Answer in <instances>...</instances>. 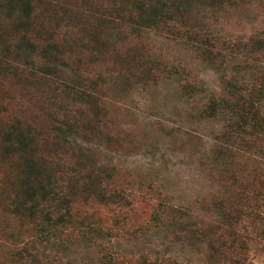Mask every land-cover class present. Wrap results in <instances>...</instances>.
Instances as JSON below:
<instances>
[{
	"label": "trees",
	"instance_id": "1",
	"mask_svg": "<svg viewBox=\"0 0 264 264\" xmlns=\"http://www.w3.org/2000/svg\"><path fill=\"white\" fill-rule=\"evenodd\" d=\"M239 2L0 0V85L19 88L20 100L30 107L29 118H0V209L30 224L40 241L111 238L158 229L166 216L181 220L175 211L170 214L173 207L160 199L154 184L121 181L91 153L92 146L121 141L105 129L109 111L103 94L109 77L157 86L180 75L185 97L206 93L191 72L151 62L150 32L192 46L221 75L223 94L207 97L200 115L225 122L220 152L238 149L256 155L260 161L250 188L256 195L264 193V70L250 80L236 70L242 57L264 47V32L250 42L220 37L196 16ZM260 2L264 11V0ZM151 203L156 205L147 218L144 206ZM215 206L227 220L233 246L240 236L239 209L222 200ZM212 249L213 258L229 262L233 247ZM99 254L97 264H186L170 255H128L105 248Z\"/></svg>",
	"mask_w": 264,
	"mask_h": 264
},
{
	"label": "rangeland",
	"instance_id": "2",
	"mask_svg": "<svg viewBox=\"0 0 264 264\" xmlns=\"http://www.w3.org/2000/svg\"><path fill=\"white\" fill-rule=\"evenodd\" d=\"M196 16L220 37L238 36L250 42L264 32L260 0H240L220 9L201 10ZM147 41L153 64L191 72L205 85L206 93L185 97L180 75L167 77L157 86L124 76L109 77L103 94L109 111L105 129L121 141L117 146H92L91 153L94 161L121 181L154 184L160 199L173 207L170 214L175 211L181 220L166 216L158 229L111 238L63 236L40 241L30 224L0 209V264H97L102 248L128 255H170L186 264H215L216 260L221 264L213 258V246L219 251L233 247L226 264H264V193L256 195L250 188L260 160L238 149L220 152L219 145L226 141L225 122L200 115L207 97L223 94L221 75L182 41L157 32L148 33ZM259 47L236 67L242 79L250 80L264 70V47ZM97 67L104 66L98 63ZM18 89L0 85L1 119L29 118L30 107L20 100ZM219 200L239 209L240 236L233 246L227 220L215 206ZM154 205L144 206L147 218Z\"/></svg>",
	"mask_w": 264,
	"mask_h": 264
}]
</instances>
